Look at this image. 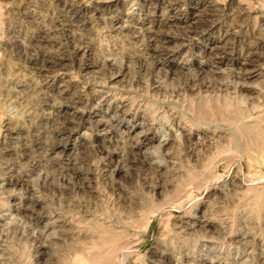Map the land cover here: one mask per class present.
Masks as SVG:
<instances>
[{
    "label": "rangeland",
    "instance_id": "obj_1",
    "mask_svg": "<svg viewBox=\"0 0 264 264\" xmlns=\"http://www.w3.org/2000/svg\"><path fill=\"white\" fill-rule=\"evenodd\" d=\"M62 52L51 72L27 63ZM212 101L235 122H202ZM80 114L49 151L58 117ZM110 215L127 243L114 264H264V0H0V264H109L81 246Z\"/></svg>",
    "mask_w": 264,
    "mask_h": 264
},
{
    "label": "bare ground",
    "instance_id": "obj_2",
    "mask_svg": "<svg viewBox=\"0 0 264 264\" xmlns=\"http://www.w3.org/2000/svg\"><path fill=\"white\" fill-rule=\"evenodd\" d=\"M101 3L103 2H97L96 6L94 7V11H101L102 9V5ZM71 9L67 10L69 13H71L72 17H75L78 19V21L80 23H82L83 25L85 24V19H83L82 17H80V15L82 14V10H80L79 8H72L71 6L69 7ZM214 10V9H213ZM215 11V10H214ZM243 10H240V14ZM217 12V10L215 11ZM67 13V12H66ZM82 16V15H81ZM241 16L243 15H239V19L242 18ZM241 20V19H240ZM121 22V17L118 16V15H114V16H111L109 18V25L110 26H115L117 25L118 23ZM174 22V21H173ZM173 22H171L170 20L167 21V25H173ZM163 31V30H162ZM189 31V30H188ZM187 31V32H188ZM195 31V30H194ZM192 32V31H191ZM196 32V31H195ZM165 33V32H164ZM164 33H160L157 37V40L159 42H162L163 41V44H165V42H169L173 37L171 36H168ZM190 33V32H189ZM201 33V32H200ZM198 33V34H200ZM156 35V36H157ZM171 35V34H170ZM188 35V34H187ZM186 36V35H185ZM187 37V36H186ZM43 38V42L44 41H52L51 38L49 37H42ZM189 39V37H187ZM186 38V39H187ZM160 39V40H159ZM184 39V38H183ZM155 39V41H157ZM160 44V43H159ZM162 44V45H163ZM162 45L160 47H158L157 49L155 48V50L153 49L152 51V54L150 56V58H152L153 60H155L157 63L159 64H167L169 61L167 60L168 57H169V53L168 54V51H166V49L164 47H162ZM39 46V45H38ZM162 47V49H160ZM80 50V49H79ZM168 50V49H167ZM170 51V50H169ZM62 55V56H61ZM60 57H53V56H48V55H45V54H42V55H36V56H32V57H29L27 58V63L30 65V67L35 70L36 72H51L53 70H55V68H58L60 65H61V62H63L64 60H66V54H64L63 52L61 53ZM69 58V57H68ZM141 59V58H140ZM152 60V61H153ZM85 65V64H83ZM245 65H252V61L250 59H248V63L245 64ZM86 66V65H85ZM102 66V65H101ZM110 66V65H109ZM112 66V65H111ZM114 66H112V68L110 69H113ZM253 72H249V74H251ZM190 84V83H189ZM186 87V86H185ZM221 90V89H220ZM213 103H210L209 105L208 104H204V103H200V105L198 106V114L201 118V121L204 122L206 125H219L221 123H226L227 121L228 122H235L234 118H233V115L235 114L234 111L232 110L231 108V104L228 102V101H220V102H214L212 101ZM243 112V111H242ZM78 113V112H77ZM67 115V114H66ZM81 117L80 118H77L76 116L74 115H69V117H66V116H60L58 117V119H60V125L61 126L58 130H56L54 133H55V136H54V139L55 141H53L54 143H52L53 145H51L50 147V150L49 151H54L56 149H58L59 147H65V145H63L62 143V140H64V138L66 136H68L67 139H69V136L72 135L74 129H75V121L78 120L80 122L83 114H80ZM225 121V122H224ZM83 122V121H82ZM79 126V125H78ZM76 126V127H78ZM222 127L221 125L219 126L218 130H221ZM211 128V127H210ZM209 128V129H210ZM214 130L216 131V127L214 126L213 127ZM201 129V128H200ZM208 129V130H209ZM225 129V128H224ZM248 129V128H247ZM212 130V129H211ZM217 130V131H218ZM198 131V130H197ZM201 131H204V133L207 132V130L205 129H202ZM213 131V132H215ZM216 131V132H217ZM248 131V130H247ZM215 132V133H216ZM219 132V131H218ZM209 133V131H208ZM203 134V133H202ZM214 134V133H213ZM185 137V136H184ZM191 138V137H190ZM204 138V137H203ZM53 139V140H54ZM66 139V140H67ZM201 139V138H200ZM259 140V139H258ZM204 141V140H203ZM234 141L230 140L229 141V144H228V147H224L222 146V143H220L221 145L219 146V148H222V149H218L217 150V156H220V155H225V154H230L232 152H234L235 150V147L234 146ZM201 144L203 145L204 143L201 142ZM140 144L139 143H136L134 145H132L131 147L135 148V147H139ZM98 147V146H97ZM204 148V147H203ZM41 149V148H40ZM47 149V148H46ZM97 151V150H96ZM99 151V149H98ZM97 151V152H98ZM102 151V149H101ZM100 151V152H101ZM117 152V151H116ZM116 152H113L111 151V153H109V159H112L114 157L120 155L119 152L116 153ZM101 154V153H100ZM216 154V153H215ZM214 154V155H215ZM105 157V156H104ZM106 158V157H105ZM221 162V161H220ZM111 163V162H110ZM137 165V162L133 161V164ZM55 164H58V163H55ZM111 167V166H110ZM72 174L74 175V178L76 179V188H91V186H89L90 183H87V182H90L89 180L90 179H85L82 175H81V172L77 169H74V168H70ZM120 170V169H118ZM70 172V171H69ZM111 173V172H110ZM114 173V172H113ZM197 176L196 175H193V174H188V176L185 178L186 181L180 183L176 189H174V192L172 193V199H176L178 197H180V192H182V189L185 185H187V183L189 184H193L196 180ZM21 180V179H20ZM19 180L18 176L13 178H10L8 180V185H19L21 183V181ZM68 180V179H67ZM66 180V181H67ZM75 181V180H74ZM67 183V182H66ZM73 184V183H72ZM64 192V191H63ZM128 201V200H127ZM131 202V201H130ZM164 203V202H163ZM179 203V202H178ZM167 204V203H166ZM177 204V203H176ZM158 207V206H157ZM174 207V206H173ZM145 209V208H144ZM161 207L159 206L156 210H160ZM106 210V209H105ZM155 210V211H156ZM107 212V211H106ZM154 212V211H153ZM34 213V212H32ZM37 211H36V216L33 217V222L34 223H39L41 219L45 218L46 215H37ZM147 214V213H146ZM153 213H148V215H152ZM100 221L104 220L106 221L107 219V214H105L102 210V212H100ZM48 217V216H47ZM113 216H109V226L105 225V224H100L99 228L98 227H95L96 229V235H91V239H90V242L88 244V246L86 247V249L83 247L85 245H82L81 247L83 248L82 250V253H84V257L87 261H91V263L96 260V258H100V257H103L104 256V259H106V256L109 255V264H114L115 260H114V256L117 254V253H122V256H123V259H124V256H125V253H123L124 250H126V245L127 243H123L121 242L122 239H123V236H121L120 234L117 233V229H116V223L117 220H115V218H112ZM144 217V216H143ZM144 221H145V224L147 226L150 225V217L146 216L144 217ZM107 223V222H105ZM189 229V228H188ZM93 233V232H91ZM124 241V240H123ZM79 248V247H78ZM129 248V247H128ZM87 251V252H85ZM128 251V250H127ZM100 252H103L102 253V256H100ZM114 262H113V260ZM60 260V259H58ZM57 262V261H56ZM101 262V261H100ZM264 262V261H263ZM50 263V262H49ZM55 263V262H54ZM60 263V262H59Z\"/></svg>",
    "mask_w": 264,
    "mask_h": 264
}]
</instances>
